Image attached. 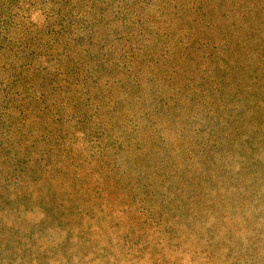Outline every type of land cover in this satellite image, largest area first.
Listing matches in <instances>:
<instances>
[{
	"label": "rangeland",
	"instance_id": "1",
	"mask_svg": "<svg viewBox=\"0 0 264 264\" xmlns=\"http://www.w3.org/2000/svg\"><path fill=\"white\" fill-rule=\"evenodd\" d=\"M0 264H264V0H0Z\"/></svg>",
	"mask_w": 264,
	"mask_h": 264
}]
</instances>
